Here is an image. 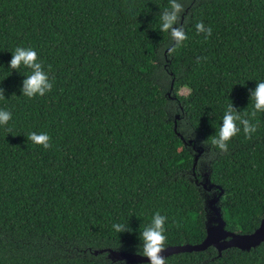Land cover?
<instances>
[{"label":"trees","instance_id":"16d2710c","mask_svg":"<svg viewBox=\"0 0 264 264\" xmlns=\"http://www.w3.org/2000/svg\"><path fill=\"white\" fill-rule=\"evenodd\" d=\"M178 2L179 46L161 31L169 0H0V110L12 115L0 125V264H128L94 252L143 256L140 232L157 212L164 249L197 245L220 191L227 231L260 226L264 112L250 115V96L264 82V0ZM17 47L36 51L52 83L44 96H23L31 70L10 68ZM229 104L257 130L248 139L237 121L223 151L211 140ZM206 177L220 189L195 184ZM165 264H264V243Z\"/></svg>","mask_w":264,"mask_h":264},{"label":"clouds","instance_id":"9594fccd","mask_svg":"<svg viewBox=\"0 0 264 264\" xmlns=\"http://www.w3.org/2000/svg\"><path fill=\"white\" fill-rule=\"evenodd\" d=\"M183 11V6L178 0H169V7L162 13L161 31L168 33L170 41H175L179 46L181 42L186 40L185 32L175 27L180 21V14ZM198 31H204L203 23L196 25ZM211 28L207 30L208 35H211ZM170 52L175 51L174 48L169 49ZM12 59L10 61V68L18 70L22 65L25 68L31 70V73L23 80L22 93L23 96L33 98L36 95L44 96L46 92L51 91L52 83L49 80V76L44 71L41 62H38V55L36 51L31 48L17 47L12 53ZM50 68V66H49ZM4 97V90L0 89V98ZM250 102L253 104V111L251 116L256 117L257 112H264V82H258L257 87L252 91L250 96ZM249 115L247 112L244 116ZM12 115L7 110H0V125H7L11 120ZM223 125L220 126L217 136H214L211 140L213 145L219 147L223 151H227L228 142L237 135L239 129L237 127V121L243 125L244 133L248 139H251V133L255 132L256 125L250 123L248 119H244L242 115L236 114L232 107V104L227 106L223 115ZM33 144L42 145L44 148L50 147V137L46 133L37 134L32 132L27 136ZM166 217L160 215L158 212L152 218L150 225L144 227L140 232V240L142 242V254L144 257L149 258L150 264H165V259L161 255L164 251V244L166 237L164 235ZM113 228L117 232L125 230L122 224H114Z\"/></svg>","mask_w":264,"mask_h":264},{"label":"water","instance_id":"95a60500","mask_svg":"<svg viewBox=\"0 0 264 264\" xmlns=\"http://www.w3.org/2000/svg\"><path fill=\"white\" fill-rule=\"evenodd\" d=\"M178 119V116H176ZM174 130L176 131V123H174ZM198 155L194 159L193 169L196 166ZM196 185H200L205 191L210 192L214 187L209 185V180L206 177L202 182L195 181ZM223 192L213 195L206 201V236L204 240L197 245H184L166 247L161 255L164 259L177 254L192 253V252H204L209 248H213L217 251L220 257L222 252L228 249H237L242 252H248L257 248L264 243V220L260 223V226L251 234H236L229 232L225 229V222L222 219L220 208L218 207L219 201ZM107 254L108 260L111 262H126L128 264H150V260L147 257L128 254L115 250H102L96 251L94 254Z\"/></svg>","mask_w":264,"mask_h":264},{"label":"rangeland","instance_id":"374dc122","mask_svg":"<svg viewBox=\"0 0 264 264\" xmlns=\"http://www.w3.org/2000/svg\"><path fill=\"white\" fill-rule=\"evenodd\" d=\"M188 93L187 89H182V91L180 92L181 95H186Z\"/></svg>","mask_w":264,"mask_h":264}]
</instances>
